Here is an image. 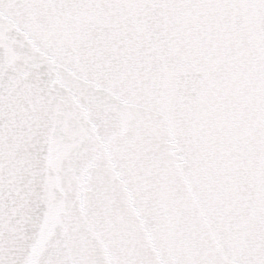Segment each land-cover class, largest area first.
Listing matches in <instances>:
<instances>
[{"label": "snow or ice", "instance_id": "obj_1", "mask_svg": "<svg viewBox=\"0 0 264 264\" xmlns=\"http://www.w3.org/2000/svg\"><path fill=\"white\" fill-rule=\"evenodd\" d=\"M0 264H264V0H0Z\"/></svg>", "mask_w": 264, "mask_h": 264}]
</instances>
